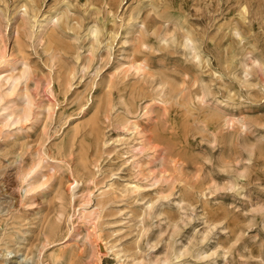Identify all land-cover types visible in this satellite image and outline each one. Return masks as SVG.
<instances>
[{"label":"clouds","instance_id":"clouds-1","mask_svg":"<svg viewBox=\"0 0 264 264\" xmlns=\"http://www.w3.org/2000/svg\"><path fill=\"white\" fill-rule=\"evenodd\" d=\"M0 264H264V0H0Z\"/></svg>","mask_w":264,"mask_h":264}]
</instances>
